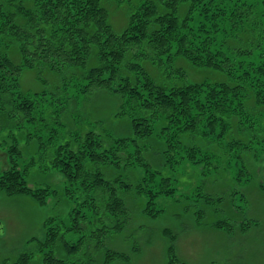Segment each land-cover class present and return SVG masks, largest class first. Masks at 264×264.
<instances>
[{
	"label": "trees",
	"instance_id": "1",
	"mask_svg": "<svg viewBox=\"0 0 264 264\" xmlns=\"http://www.w3.org/2000/svg\"><path fill=\"white\" fill-rule=\"evenodd\" d=\"M185 1L142 0L124 31L116 33L103 0H0V41L18 45L23 55L17 64L0 52V141L4 143L7 135L13 140L9 147L11 167L0 175V189L8 196L31 195L47 203L51 188H31L24 172L32 166L22 169L16 157H23L22 143L30 147L34 142L35 134L29 129L34 127L39 132L42 123H48L49 170L63 175L66 195L75 206L72 226L52 219L47 223L46 239L36 242L43 264L129 262L130 254L108 247V235L124 232L132 221L134 209L127 205L129 196L147 197L145 215L158 218L164 210L149 207L159 194L167 197L174 193L177 180L172 173L182 160L188 157L197 162L204 156L212 157L207 154L208 147L197 144L198 138L207 142L204 127L211 133L221 130L222 135L231 134L234 116H241L237 125L242 128L243 117L252 118L253 108H264V60H250L264 51V0H223L217 8L215 0H193L195 5H206L197 29L191 24V12L185 18L179 15ZM165 57L170 61L181 57L193 66L221 71L228 81L157 82L143 63H160ZM56 58L63 60L67 71L84 72L79 81L84 82L85 95L106 91L122 99L118 116L131 121L132 138H113L95 129L68 132L67 139L60 135V127H53L62 126L60 120L53 117L50 122L52 117L43 116L37 109L38 100L46 94L27 95L20 82L25 69L40 71L42 65L60 73V65L49 63ZM247 132L258 134L256 130ZM232 139L236 147L244 146L242 140ZM128 143L134 146L132 152ZM162 148V160L153 163L148 153ZM138 167L144 169L139 180L132 176ZM94 208L102 211L101 225L90 230L93 223L87 209ZM224 224L229 227L225 221L214 226L224 230ZM83 231L77 241L66 237ZM139 250L136 246L133 252ZM33 256L21 253L5 264H31ZM169 257V264H183L173 244Z\"/></svg>",
	"mask_w": 264,
	"mask_h": 264
},
{
	"label": "rangeland",
	"instance_id": "2",
	"mask_svg": "<svg viewBox=\"0 0 264 264\" xmlns=\"http://www.w3.org/2000/svg\"><path fill=\"white\" fill-rule=\"evenodd\" d=\"M102 3L109 12L114 31L121 33L130 21V14L141 6L142 0H103ZM215 3L217 8V4L222 6L223 0H215ZM204 5L202 2L195 5L193 0L182 2L179 15L185 18L191 12L194 18L191 24L197 29L202 14H205L202 13ZM261 10L264 11V6ZM7 43V40L0 41V52L19 64L23 58L21 50L18 45ZM260 52L261 55L257 53L250 60H264V51ZM62 61L56 58L49 62L60 65V73L42 65L40 71L25 69L21 75L23 93L46 94L38 100V111L43 116L52 117L50 122L53 117L54 121L60 120L62 126L56 124L53 127H60V135L64 139H67L68 132L86 133L91 129L113 138H132L134 129L131 121L128 117L118 116L123 106L122 99L106 91L85 95L82 91L84 82L79 81L84 72L67 71ZM143 68L155 81L168 85L228 81L225 73L193 66L181 57L172 61L165 57L156 64L147 61ZM67 96L71 99L68 107ZM236 113L242 115L241 111ZM253 113L255 116L252 118H242V128L237 125L241 116L232 118V126H235L232 135L228 132L223 136L221 130L211 133L207 126L204 127L207 142L198 138L197 144L208 147L207 154H212V157L207 155L197 162L188 157L182 160L172 173L177 180L174 193L167 197L159 194L149 207L164 210L158 218L145 215L144 209L149 206L147 197L135 193L129 196L127 205L134 209L132 221L124 232L108 235V247L130 254V261L112 264H169V247L172 244L183 264H264V108H253ZM42 125L39 132L34 127L29 129L35 134L34 142L30 147L22 143L23 157H16V161L22 169L32 166L29 172H24L29 186L33 189L51 188V197L43 204L31 195L8 196L0 189V264L13 262L25 252L33 253L31 264H43V254L36 242L46 239L47 223L52 219L66 226L74 223L71 213L75 206L66 195V180L59 171L49 170L51 133L48 123L47 126ZM254 130L258 132L255 137L247 132ZM232 138L242 140L244 146L236 147ZM8 140L9 143L6 142ZM6 141H0V175L11 167V135L6 136ZM128 144L132 152L134 146ZM246 149L248 153L242 151ZM162 151L163 148L152 152L159 154L148 153L153 163H160ZM135 172L131 174L133 178L143 179V168L138 167ZM87 215L95 226H90V230L101 225V209H87ZM224 221L229 227L224 224V230L215 228L216 223ZM83 234L85 231L71 232L66 237L77 241ZM136 246L139 252H133Z\"/></svg>",
	"mask_w": 264,
	"mask_h": 264
}]
</instances>
